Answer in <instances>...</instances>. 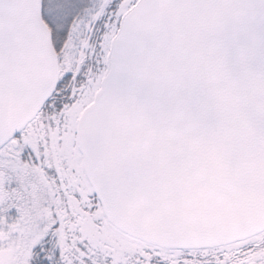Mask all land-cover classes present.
Returning a JSON list of instances; mask_svg holds the SVG:
<instances>
[{"label":"snow or ice","instance_id":"6c2138e0","mask_svg":"<svg viewBox=\"0 0 264 264\" xmlns=\"http://www.w3.org/2000/svg\"><path fill=\"white\" fill-rule=\"evenodd\" d=\"M0 264H264V0H0Z\"/></svg>","mask_w":264,"mask_h":264}]
</instances>
